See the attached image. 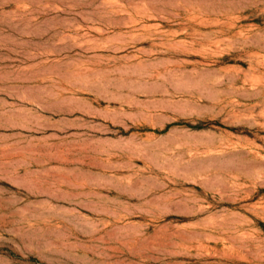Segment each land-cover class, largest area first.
<instances>
[{"label":"rangeland","instance_id":"obj_1","mask_svg":"<svg viewBox=\"0 0 264 264\" xmlns=\"http://www.w3.org/2000/svg\"><path fill=\"white\" fill-rule=\"evenodd\" d=\"M0 264H264V0H0Z\"/></svg>","mask_w":264,"mask_h":264}]
</instances>
